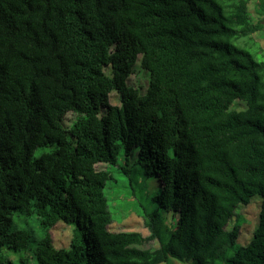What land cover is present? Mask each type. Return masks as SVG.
Instances as JSON below:
<instances>
[{
	"label": "trees",
	"instance_id": "obj_1",
	"mask_svg": "<svg viewBox=\"0 0 264 264\" xmlns=\"http://www.w3.org/2000/svg\"><path fill=\"white\" fill-rule=\"evenodd\" d=\"M249 1L0 0V264H264L263 25ZM133 169L158 181L150 201L172 228L145 206L147 235L110 230L106 182ZM254 196L257 224L232 250L227 223ZM58 222L68 247L53 244Z\"/></svg>",
	"mask_w": 264,
	"mask_h": 264
},
{
	"label": "rangeland",
	"instance_id": "obj_2",
	"mask_svg": "<svg viewBox=\"0 0 264 264\" xmlns=\"http://www.w3.org/2000/svg\"><path fill=\"white\" fill-rule=\"evenodd\" d=\"M255 0H250L248 7L255 19H259L263 25V29L252 36L254 41L257 42L259 47L264 51V12H257L255 10ZM239 44H242L240 42ZM148 76L141 67H137L134 73L130 76L129 83L135 84L136 86H142V91L145 90L147 86ZM110 102L112 104L118 103L116 95L114 93L110 94ZM233 106L237 109H241L243 104L239 101H235ZM74 115L70 112L64 117V124L67 125L70 119ZM136 158V149L132 151L129 155L130 164L134 163ZM119 161H122L121 157ZM100 166V165H99ZM102 166V165H101ZM135 167V166H134ZM114 168H118L115 166ZM120 169V168H118ZM121 170V169H120ZM159 184L158 181L150 176L143 177L137 169H133L130 175L124 172H114L113 178L106 182L104 192L108 198L109 210L111 211L113 221L109 225L110 230H128V231H138L144 236L148 234V230L144 225L142 219V209L146 206L148 211L157 212L164 224L172 228L174 225V217L171 213L166 212L155 202L151 203L152 196L158 193ZM145 200L143 202L142 198ZM139 198H141L143 205L140 206ZM259 214V197L254 196L245 205L239 204L234 209V215L228 221L226 228L229 229L235 222L240 226V234L238 235L234 246L235 249L240 245H245L250 237V232L253 230L258 221ZM12 227H27L31 229L36 237H41V231L39 226L33 217L27 218V222L24 220H19L17 217H13ZM51 239L56 248L68 247L69 240L71 237V227L65 225L62 222H58L50 230ZM158 243L155 240L148 241L144 246H157ZM26 256L29 264L33 262V259L27 252L23 253ZM15 255H11V258H15ZM159 264H187L178 261L174 258L169 257L166 262Z\"/></svg>",
	"mask_w": 264,
	"mask_h": 264
}]
</instances>
